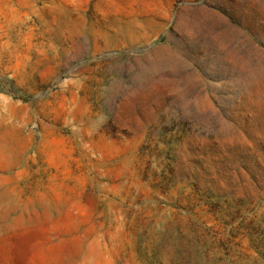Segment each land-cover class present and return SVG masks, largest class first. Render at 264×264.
<instances>
[{"label":"rangeland","instance_id":"374dc122","mask_svg":"<svg viewBox=\"0 0 264 264\" xmlns=\"http://www.w3.org/2000/svg\"><path fill=\"white\" fill-rule=\"evenodd\" d=\"M0 264H264V0H0Z\"/></svg>","mask_w":264,"mask_h":264}]
</instances>
